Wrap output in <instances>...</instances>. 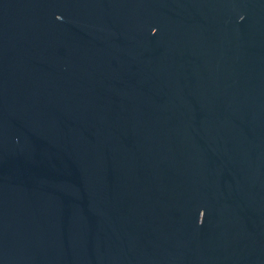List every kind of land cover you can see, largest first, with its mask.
Wrapping results in <instances>:
<instances>
[{
  "label": "water",
  "instance_id": "obj_1",
  "mask_svg": "<svg viewBox=\"0 0 264 264\" xmlns=\"http://www.w3.org/2000/svg\"><path fill=\"white\" fill-rule=\"evenodd\" d=\"M0 264H264V0H0Z\"/></svg>",
  "mask_w": 264,
  "mask_h": 264
}]
</instances>
